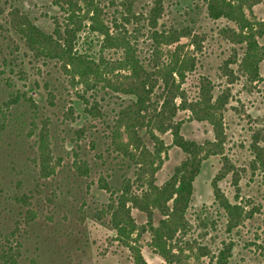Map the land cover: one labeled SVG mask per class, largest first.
<instances>
[{
    "label": "rangeland",
    "instance_id": "1",
    "mask_svg": "<svg viewBox=\"0 0 264 264\" xmlns=\"http://www.w3.org/2000/svg\"><path fill=\"white\" fill-rule=\"evenodd\" d=\"M95 1L104 25L113 32L126 31L130 47L142 63L153 60L150 55L156 49L162 62L177 48L182 56L194 59L195 69L187 73L181 88L187 103L195 102L200 77L209 80L210 103L215 104L221 118V154L204 160L194 180L193 198L185 216L187 229L175 243L168 244V248L176 247L173 252L179 253L177 262L168 263L155 252L148 219L137 209L132 208L130 214L138 230L131 240H119L109 213L104 211L109 194L98 185L103 178L114 190L125 179H135L132 162L114 152L111 132L118 111L133 99L101 88L83 94L80 86L64 76L57 62L32 57L7 24V15L16 7L43 32L51 33L56 20L61 24L64 16L50 0H0V249L8 245L15 248L19 264H136L132 248L147 264H217L219 249L230 244L231 256L226 264H264V174L253 167L264 160V56L259 77L251 79L240 66L245 46L236 43L232 33L223 32L236 31L235 25L224 19H209L200 0H162L155 30L147 22L153 0L134 1V18L123 5L128 0ZM244 13L245 19L257 27L264 21V0ZM124 16L131 19L130 24L125 23ZM153 31L166 35L185 32L189 36L172 44L163 38L156 43ZM87 36L88 44L81 46L88 53L106 63L121 58L120 50L101 52L96 35ZM256 40L264 49V34ZM17 95L18 102L7 106ZM80 96L90 105L97 104L100 115L89 117ZM174 121L181 123L180 135L186 140L198 144L215 140L211 124L195 119L187 110L177 111ZM43 125L51 150L50 164L55 167L46 179L40 177L37 160L38 133ZM139 134L152 151L148 135L144 130ZM155 135L165 147L155 174L159 186L186 156L173 145L169 132ZM120 139L126 142L122 132ZM78 160L88 164L85 177L73 167ZM226 163L236 173L237 185L233 172L217 179ZM214 181L222 195L230 203L240 204L246 214L231 231L225 212L214 200ZM132 191L139 192L138 184ZM161 219L155 211L151 224L156 227ZM143 227L146 232L140 233ZM198 247L206 252L197 262Z\"/></svg>",
    "mask_w": 264,
    "mask_h": 264
},
{
    "label": "trees",
    "instance_id": "2",
    "mask_svg": "<svg viewBox=\"0 0 264 264\" xmlns=\"http://www.w3.org/2000/svg\"><path fill=\"white\" fill-rule=\"evenodd\" d=\"M134 1L136 0L123 3L133 18L131 7ZM200 1L204 3L209 19L213 21L224 19L235 25L236 31L225 29L223 32L232 33L235 42L245 46L240 66L247 71L251 79L258 78L259 63L264 56V49L259 46L256 39L264 34V21L256 27L245 19L244 12L245 9L250 10L260 0ZM50 2L64 16L63 23L59 24L56 20L51 33L43 32L16 7H12L9 11L7 24L21 38L34 59L57 62L64 76L68 77L73 85L80 86L83 94L101 88L133 99L118 111L111 132L114 152L122 159L132 162L136 168L135 179L134 181L125 179L122 186L113 188L114 190L105 179H99V188L110 197L104 211L109 213L110 223L121 241L131 240L132 234L138 230L130 214L131 209L142 212L148 219L152 248L166 262H177L179 253L173 252L176 248L174 246L168 248V244L175 243L180 238V234L187 229L185 216L192 202L193 183L200 173L202 162L209 156L220 155L222 150L221 118L215 104L210 103L211 84L207 78L200 77L198 99L187 103L181 85L187 73L195 69V62L190 56H182L180 48L171 53L164 62L159 61L156 54L158 49H156L153 51L154 54L150 55L153 60L144 64L130 47L129 39L125 36L126 31L113 32L104 25L101 20V9L95 0H50ZM162 10V0H153V6L147 15L150 29L155 30ZM122 18L126 24H130L129 17ZM115 27L117 28L116 25ZM87 35H96L101 52L110 49L120 50L121 58L113 63H106L82 49V44H88ZM186 36H189V33L177 31L171 32L170 35L157 31L152 33L154 42L158 43L159 39L163 38L167 44L178 42L179 38ZM223 70H227V66H224ZM154 97H157L155 101ZM19 98L18 95L12 96L7 106L17 103ZM80 99L89 117L95 118L100 115L97 104L90 105L84 96H80ZM26 101L32 103L31 98H27ZM31 106L35 107L33 104ZM179 110H187L195 119L209 122L214 129L215 140L198 144L184 139L180 135L181 123L174 121ZM142 130L152 142V151L147 149L139 134ZM121 132L125 134L126 142L120 139ZM167 132L173 137V145L186 157L174 168L169 179L157 186L155 174L160 166V154L165 147L155 133ZM38 140V168L40 177L46 179L54 173L55 167L50 164L51 150L48 147V135L44 125L38 133ZM256 166L253 165L254 169H259L264 174V160H260L258 167ZM73 167L81 177L89 173L85 161H75ZM230 172L233 171L227 167V163L223 164L217 179L225 177ZM232 178L234 185H237L235 172L232 173ZM134 184H138L139 192L132 191ZM212 188L215 202L226 214L228 230L237 228L246 218L243 207L238 203H230L218 189L216 181L212 183ZM155 211L162 216L156 227L151 224ZM144 232L146 230L143 227L140 233ZM231 248L230 244H224L219 249L215 257L217 264H226L231 256ZM0 250V264H19V255L15 248L8 245L1 247ZM131 250L136 264H147L138 250L134 248ZM188 250L193 251V247H188ZM196 252L195 260L198 262L206 249L198 247Z\"/></svg>",
    "mask_w": 264,
    "mask_h": 264
}]
</instances>
